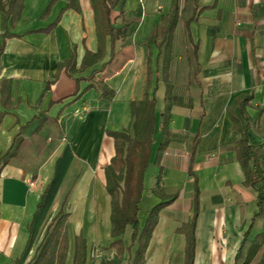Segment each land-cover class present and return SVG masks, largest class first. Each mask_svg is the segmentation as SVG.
Segmentation results:
<instances>
[{"label":"crops","instance_id":"0c3cea01","mask_svg":"<svg viewBox=\"0 0 264 264\" xmlns=\"http://www.w3.org/2000/svg\"><path fill=\"white\" fill-rule=\"evenodd\" d=\"M52 1L25 0L14 25L0 10V264H31L61 210L70 215L65 264H74L81 237L87 245L86 264H101L102 258L91 256L95 246L107 247V261L116 260L104 170L115 155L108 132L132 129V104L147 99L155 101V131L140 228L162 201L155 193L160 167L161 190L177 199L160 212L145 264L186 263L181 229L194 216L196 180L195 264H235L245 237L254 242L264 231L262 220L252 224L257 194L245 185L235 151L243 133L253 146L264 142V0H123L110 13L119 33L114 49L110 35H99L92 0H55L43 17ZM175 4L176 25L162 44L155 30L171 18ZM101 47L102 59L81 72L70 75L59 69L73 52L79 68L87 52L96 54ZM167 56L173 86L170 135L156 164ZM103 85L115 92L113 100L101 96ZM60 178L57 205H44L35 242L26 252L42 196ZM106 212L108 222L103 223ZM130 240L126 247L123 239L126 251L133 246L132 235Z\"/></svg>","mask_w":264,"mask_h":264},{"label":"trees","instance_id":"16d2710c","mask_svg":"<svg viewBox=\"0 0 264 264\" xmlns=\"http://www.w3.org/2000/svg\"><path fill=\"white\" fill-rule=\"evenodd\" d=\"M71 2V0H69ZM73 4L78 0H72ZM95 11L97 12V28L101 38L110 35L112 49L119 38V33L112 25L110 13L113 9L122 4L123 0H92ZM55 3L51 2L46 9L43 17L48 15ZM25 6V0H0V10L5 13L6 20L14 25L20 20ZM70 7V4H69ZM177 5L171 18H167L162 27H157L154 37L161 38L162 44L171 38L177 21ZM78 9V8H77ZM57 22L49 27L46 32L54 29ZM11 36V35H10ZM169 43V42H168ZM170 45L166 46L170 50ZM3 50V48H2ZM169 52V51H168ZM103 57V48L98 53L87 52L79 68L76 66L75 52L69 61L60 65V70H66L68 74L73 75L81 72L87 67L94 65ZM163 64V75L166 83L165 111L163 113V124L160 126L162 131V142L156 158V164L168 149L169 144V118L170 108L173 101V86L168 80L170 58L166 57ZM52 83V82H51ZM50 86V85H49ZM103 98L113 100L115 92L109 90L106 85L102 87ZM155 101L147 99L142 103L132 104V114L135 118L132 129L122 132H108V135L114 139L115 155L110 163L105 167L106 190L111 197V237L113 242L110 247L116 251V260L107 261L102 258L101 264H122L125 248L123 243V234L128 226L133 228L132 245H136L131 264H145L146 253L157 226L160 212L169 204L173 203L177 196H167L161 190L162 171L158 177L155 193L162 200L154 206L149 212L143 228H140L139 211L142 201L143 191L145 189L144 177L150 165L152 146L154 144L153 134ZM4 117L0 113V123ZM237 159L243 167L246 180L245 185L251 187L257 194V210L253 216L252 224L260 219L264 222V142L261 146H253L249 143L248 137L243 133L239 142L235 145ZM7 162L4 161V164ZM56 182L54 181L43 194L41 202L33 216L30 237L26 252H29L35 242V226L40 217V212L45 205L48 197L55 193ZM200 189L197 180L195 181V192L193 195L194 216L189 224H185L181 232L186 236V263L195 264V229L199 214ZM70 215L61 210L48 225L45 235L38 247L37 254L31 264H65L68 251V219ZM248 236V235H247ZM263 251L260 261L257 264H264V231L254 242H249L247 237L242 241L241 247L237 253L235 264H253L257 255ZM88 251L85 239L82 237L77 242L74 264H86ZM16 264H22L20 260Z\"/></svg>","mask_w":264,"mask_h":264},{"label":"rangeland","instance_id":"374dc122","mask_svg":"<svg viewBox=\"0 0 264 264\" xmlns=\"http://www.w3.org/2000/svg\"><path fill=\"white\" fill-rule=\"evenodd\" d=\"M158 106L160 107L161 104L159 103ZM62 181H63L62 178H60L59 180H58V179H55V182H56L55 190L58 189V185H59ZM29 187H30V189H32V188L35 189V188H37V185L33 186L32 184H29ZM56 201H57V197H56L55 195H53V196H51V197H48V198L46 199V201H45V207L50 208V209L55 208L56 205H57ZM145 202H146V204H147V200H146ZM104 204H106V207H108V204H107L105 201H104ZM139 212H141V211H139ZM106 213H107V214L103 215V220H104L103 223L108 222V217H107V216H108V212H106ZM46 214H47V212L45 211V212L43 213V217H45ZM144 215H145V211H142V213L140 214V216L138 215V217H139V221H140L141 224H142L143 216H144ZM132 232H133V231H132V227H129V229H127L126 232H125L124 235H123V239H124V241L127 240L126 247H129V246L131 245V240H130V242H129V239L131 238ZM71 235H72V234H71ZM135 248H136V246H132V247L129 249V251H125L123 264H126V262L129 261V255H131V253H133V252L135 251ZM107 250H108L107 247H101V246L98 247V246H95V247H93V249L91 250V256L93 257V259H101V258L107 256V252H106ZM129 252H130V253H129Z\"/></svg>","mask_w":264,"mask_h":264}]
</instances>
